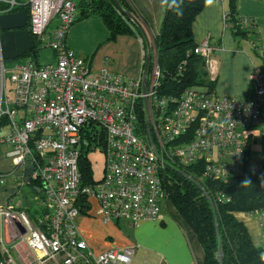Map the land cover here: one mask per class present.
<instances>
[{
	"label": "built area",
	"instance_id": "built-area-1",
	"mask_svg": "<svg viewBox=\"0 0 264 264\" xmlns=\"http://www.w3.org/2000/svg\"><path fill=\"white\" fill-rule=\"evenodd\" d=\"M3 6L1 14L27 8L25 29L41 48L53 52L54 62L40 64L25 56L7 62L0 49V144L8 148L6 159L22 171V185L25 166L32 164L30 179L40 184L46 212L34 221L10 204L0 209L3 224L11 226L10 246L0 239L5 255L0 264H132L133 247L94 254L77 220L91 213L103 223L159 221L167 199L160 178L166 163L195 166L200 183L264 176V157L253 161L246 155L253 130L264 150V43L253 18L236 17L233 25L247 32L260 59L249 76L254 91L250 97L233 98L216 97L207 85L187 87L179 95L168 91L162 80L180 76L186 61L169 75L150 45V61L146 66L144 46L135 78L107 68L92 71L65 44L76 16L73 0H11ZM228 16L225 26L231 29ZM216 50L209 36L192 49L210 84L217 79ZM96 151L104 155L102 177L83 185L78 160ZM214 200L227 203L230 198L217 192ZM246 214L258 216L264 242V212ZM13 248L26 255L14 259L9 255Z\"/></svg>",
	"mask_w": 264,
	"mask_h": 264
},
{
	"label": "crops",
	"instance_id": "crops-1",
	"mask_svg": "<svg viewBox=\"0 0 264 264\" xmlns=\"http://www.w3.org/2000/svg\"><path fill=\"white\" fill-rule=\"evenodd\" d=\"M9 1L0 0V7ZM234 10L237 17H251L255 20L257 35L264 43V0H235ZM227 11L228 0H211V3H206L192 24L193 39L196 43L209 36L217 46L215 52L217 79L213 83L214 95L247 98L254 91L249 76L260 64V59L251 49L247 39L236 36L225 26L224 17ZM161 13L163 15V12ZM160 16L159 12L158 18ZM94 18L82 20L81 24H72L65 38L66 47L88 61L92 71L107 68L114 74L129 78L137 77L141 69L143 43L136 36H119L114 41H109L108 31L103 22ZM161 19L162 16L160 21ZM153 28L143 27L147 31L148 40L153 36L150 34ZM158 28L159 26L157 31ZM251 142L250 159L257 148L262 155L258 158L264 157L258 130H253ZM7 149L5 145L0 144V209L10 204L25 211L36 221V206L30 203L29 195L22 193V188L26 185L20 182L22 171L6 159ZM92 205L94 209L95 205L93 203ZM45 213L43 209V216ZM235 216L245 225L253 243L264 252L258 216L246 213H236ZM160 217L159 221H142L138 225L130 226L129 235L121 232L118 222L103 223L91 213L79 217L77 225L81 236L94 254L113 248L133 247L134 257L139 253L145 260H151L155 264H204V254L196 236L177 218L169 202L161 205ZM10 231L11 226L3 224L0 218V239H3L8 247L11 242L8 238Z\"/></svg>",
	"mask_w": 264,
	"mask_h": 264
},
{
	"label": "trees",
	"instance_id": "trees-1",
	"mask_svg": "<svg viewBox=\"0 0 264 264\" xmlns=\"http://www.w3.org/2000/svg\"><path fill=\"white\" fill-rule=\"evenodd\" d=\"M76 16L74 22L82 21L90 17H98L108 31V40L114 41L119 36H136L143 38L139 29L125 16L124 12L117 7L113 0H73ZM121 8L134 19L137 15L128 0H118ZM206 5V0H184L183 15L177 16L164 2L162 19L155 35L149 40L150 48L154 50L157 64L161 70L169 75L175 74L176 67L183 61L186 65L183 72L177 78L166 77L162 80V87L179 95L184 89L194 85H207L213 89V84L207 82L204 74L199 70L200 59L192 54V49L198 42H194L192 24L196 16ZM235 0H228L229 13L227 22L232 24V32L247 39V32L234 28L236 13L234 10ZM3 7V8H2ZM0 7V10L4 9ZM26 9L17 8L12 11ZM139 18V16L137 15ZM148 19V16H146ZM140 19V18H139ZM137 20V19H136ZM143 26L150 28V20H140ZM145 46V41H142ZM32 48L24 55L36 61L39 44L32 38ZM144 127L145 121L141 117ZM102 136L100 144H102ZM252 142L246 155L249 156ZM78 168L83 185L92 184V169L86 155H81L78 160ZM181 171L187 173L193 179H200L198 168L182 167L178 164L166 163L160 172L164 192L168 198L171 208L179 218L196 236L203 254L204 264H218L217 251L218 242L215 235V221H217L220 234V250L222 253V264H264L260 260L263 249L256 246L245 225L237 219L236 213H249L255 210L264 212V176L244 174L238 177H229L226 180L210 181L203 180L202 188L196 183L181 175ZM250 184L244 185L245 180ZM35 195H41L38 187L40 184L31 181L28 185ZM206 192L212 202L211 205L204 197ZM225 193L230 201L227 203H216L215 194ZM86 202V198L84 200ZM88 206L85 207V210ZM85 211L81 210L84 214ZM5 255L0 247V263L4 261Z\"/></svg>",
	"mask_w": 264,
	"mask_h": 264
},
{
	"label": "rangeland",
	"instance_id": "rangeland-1",
	"mask_svg": "<svg viewBox=\"0 0 264 264\" xmlns=\"http://www.w3.org/2000/svg\"><path fill=\"white\" fill-rule=\"evenodd\" d=\"M7 1V0H4ZM9 1V0H8ZM129 3L132 5L134 8L135 18L137 19L138 23L142 26V22L140 20H145L146 21L149 19L150 20V28H153L152 30V35H155L157 33V27L159 26L160 18L162 16L163 8H164V1L165 0H128ZM150 2V4L148 3ZM154 6V8H153ZM161 7V10H160ZM160 12V17L158 18V13ZM148 16V19L147 17ZM94 19H97L100 21V18L95 17ZM82 21H75L73 25L81 24ZM53 26V24L49 27V29ZM146 30V29H145ZM147 32V31H146ZM150 36V35H149ZM151 37H149L150 40ZM36 61L40 64H46V63H53L54 62V54L49 48H39L38 51V57ZM8 62V61H7ZM7 88H9V85L7 84ZM254 150H256L254 148ZM258 156H262L259 149L257 148L256 153H252L251 159L254 161L255 159L258 158ZM88 160L91 165L92 169V178L94 181H99L102 177V172H103V167H104V155L98 151L96 152H91L88 155ZM22 193L29 195L30 198V203L36 206L37 212H36V217L38 220L39 217H43V206L41 204V199L39 195H35L32 191V189L28 185H24L22 188ZM167 198V197H166ZM165 202H168V198L165 200ZM39 216V217H38ZM35 217V218H36ZM90 217V216H87ZM33 218V217H32ZM90 219H92L90 217ZM114 223V222H112ZM117 224H119V228L121 229V232H123L125 235H129L131 230H130V225L125 223L124 221H119ZM117 226V225H116ZM118 228V227H117ZM5 247L8 248V245L5 244ZM12 256H11V255ZM26 255V252L24 250H16L15 248L10 249L9 255L13 257L14 259L17 258L20 260V255ZM147 261V263H145ZM132 264H155L152 263L151 260H145V257L142 254L136 253L135 257H133Z\"/></svg>",
	"mask_w": 264,
	"mask_h": 264
},
{
	"label": "water",
	"instance_id": "water-1",
	"mask_svg": "<svg viewBox=\"0 0 264 264\" xmlns=\"http://www.w3.org/2000/svg\"><path fill=\"white\" fill-rule=\"evenodd\" d=\"M113 1L117 5V7H119V9L124 12L125 16H127V18L141 32L145 41V46L147 48V54L145 58V65L147 66V64L150 61V53L148 50L149 40L147 38L146 31L143 29V27L138 23L136 19H134L131 15H129L121 8L118 0H113ZM27 20H28V12L26 9L8 14L0 13V49L4 61H13L19 59L31 51L33 45L32 37L29 34L28 30L25 29L27 25ZM148 132H149V128L147 125V133ZM32 169H33L32 164H27L25 166L24 184L26 185H29L31 183L30 175L32 173ZM180 173L186 179L196 183L198 187L202 188V184L199 181L193 179L191 176H189L187 173L183 171H181ZM203 195L208 200V202L211 205H213L210 196L206 192H203ZM214 226H215V235L218 242L217 262L218 264H222V253L220 250V234H219L217 221H215ZM21 233H23L22 230Z\"/></svg>",
	"mask_w": 264,
	"mask_h": 264
},
{
	"label": "clouds",
	"instance_id": "clouds-1",
	"mask_svg": "<svg viewBox=\"0 0 264 264\" xmlns=\"http://www.w3.org/2000/svg\"><path fill=\"white\" fill-rule=\"evenodd\" d=\"M165 2L168 4V7L171 11H173L177 16L183 15V3L184 0H165ZM206 3H211V0H206ZM250 184V180H245L244 185ZM260 260L264 262V252L260 253Z\"/></svg>",
	"mask_w": 264,
	"mask_h": 264
}]
</instances>
